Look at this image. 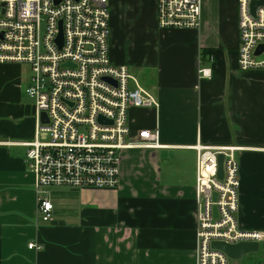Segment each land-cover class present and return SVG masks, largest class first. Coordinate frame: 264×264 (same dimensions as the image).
<instances>
[{
  "label": "crops",
  "instance_id": "obj_1",
  "mask_svg": "<svg viewBox=\"0 0 264 264\" xmlns=\"http://www.w3.org/2000/svg\"><path fill=\"white\" fill-rule=\"evenodd\" d=\"M224 4L203 0L197 29H165L156 0H110L111 61L159 101L130 109V137L157 130L158 146L122 151L117 188L51 187V222L37 218V178L25 162L36 128L31 69L0 63V264H197L199 142L244 148L238 219L264 231V70L239 69V14Z\"/></svg>",
  "mask_w": 264,
  "mask_h": 264
},
{
  "label": "built area",
  "instance_id": "obj_2",
  "mask_svg": "<svg viewBox=\"0 0 264 264\" xmlns=\"http://www.w3.org/2000/svg\"><path fill=\"white\" fill-rule=\"evenodd\" d=\"M262 1L237 0L242 71L264 70V3L252 7ZM202 4L156 0L159 27L199 28ZM109 6L110 0H0V63H26L31 69L26 93L36 106V128L34 139L23 144L25 162L37 178V218L42 222L54 219L51 187L117 188L122 151L158 146L157 130L143 129L130 137V109L158 108L159 101L128 66L111 61ZM199 74L210 77L212 71L201 67ZM193 148L197 264H229L214 242L264 245V231L245 230L238 219L236 154L244 148L200 142ZM29 248L39 251L43 246L31 242Z\"/></svg>",
  "mask_w": 264,
  "mask_h": 264
},
{
  "label": "water",
  "instance_id": "obj_3",
  "mask_svg": "<svg viewBox=\"0 0 264 264\" xmlns=\"http://www.w3.org/2000/svg\"><path fill=\"white\" fill-rule=\"evenodd\" d=\"M262 2H253L252 7L255 10L257 5H259ZM58 41H60V44L62 43V34L58 38ZM100 120L103 122L104 119L100 118ZM42 121L47 122V116L45 113L42 114ZM223 155L219 156V175L222 178L223 176ZM216 212V209H215ZM215 249H219L227 254L229 258L240 260L244 258L245 256L251 254V253H257L260 251V243L259 242H240L237 244H227L224 242H214L212 245Z\"/></svg>",
  "mask_w": 264,
  "mask_h": 264
},
{
  "label": "rangeland",
  "instance_id": "obj_4",
  "mask_svg": "<svg viewBox=\"0 0 264 264\" xmlns=\"http://www.w3.org/2000/svg\"><path fill=\"white\" fill-rule=\"evenodd\" d=\"M210 2L213 1V3H220L221 0H209ZM224 2H226V4H224V8L225 9H228V7L231 9V11L234 13V11L239 14V5H238V2L237 0H223ZM213 5V4H212ZM238 7V8H237ZM238 10V11H237ZM20 66V65H19ZM20 71L22 74H24L25 76H27L30 72V66L26 63H22L21 64V68H20ZM242 71V70H241ZM263 76V75H262ZM138 77V76H137ZM139 78V77H138ZM264 78V77H263ZM139 81L141 82L142 84V81L141 79L139 78ZM144 85V84H142ZM28 86V85H27ZM27 88V87H26ZM264 93V91H263ZM30 98V97H29ZM31 100V98H30ZM33 100V99H32ZM34 101V100H33ZM263 254V253H262ZM262 260L264 261V254L263 256L261 255L260 257H257L254 259V261H261ZM229 264H242L240 260H236V259H232V258H229Z\"/></svg>",
  "mask_w": 264,
  "mask_h": 264
},
{
  "label": "trees",
  "instance_id": "obj_5",
  "mask_svg": "<svg viewBox=\"0 0 264 264\" xmlns=\"http://www.w3.org/2000/svg\"><path fill=\"white\" fill-rule=\"evenodd\" d=\"M264 254V250L262 249V250H260L259 252H257V253H255L254 255H256V258L257 257H260L261 255L263 256V254ZM260 263V264H264V261L262 260V262L261 261H251V263H249V264H256V263Z\"/></svg>",
  "mask_w": 264,
  "mask_h": 264
}]
</instances>
